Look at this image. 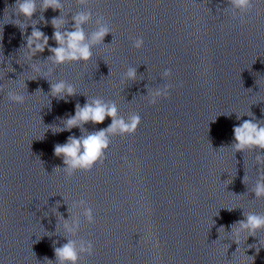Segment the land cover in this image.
<instances>
[{
  "label": "clouds",
  "instance_id": "1",
  "mask_svg": "<svg viewBox=\"0 0 264 264\" xmlns=\"http://www.w3.org/2000/svg\"><path fill=\"white\" fill-rule=\"evenodd\" d=\"M227 2L229 4L227 8L231 10L233 18H237V14H240L241 23L244 22V14L250 12L253 8V0H227ZM90 3L91 0H76L77 6L82 10L72 14V27L67 30L69 21L64 16L63 0H15V4L10 8L14 9L17 18L10 23L18 26L22 32L26 31L29 25L32 26L31 34L26 36V46L22 48L27 49V59L41 62L40 64H30V68L40 72L42 71V62L46 61L53 66L47 68V72L52 73L61 65L70 63L86 64L93 58V48L107 45L104 43V39L110 33L112 34V29L103 15H97L93 31L90 33L85 31V26L93 19V13L87 7ZM48 9L60 12L59 16L53 17L50 21L54 29L51 39L55 41V47L49 45V36L36 27L40 22L47 25L48 21H45L43 13ZM37 11L41 13L38 20L33 19ZM20 17L23 19L21 20ZM131 42L132 47L137 50L142 49L144 46L142 37L133 38ZM45 49L51 55L44 61L34 60V57L43 53ZM171 76V69H165L162 72V79L164 80L170 79ZM121 77L123 82L136 81L137 67L128 66ZM49 83L50 96L52 97L66 100V97L77 94L75 86L66 80L60 79L56 82L49 80ZM22 86L25 89L27 88L26 81L22 82ZM172 87L171 84L166 83L161 87L149 89L146 96L150 97L149 104L154 105L160 99L170 98ZM37 91L42 90L37 89ZM0 92H4L3 85H0ZM6 96L13 103L23 104L25 102V95L16 91L10 90L6 93ZM242 116H237V119ZM106 118H111V123L106 128L89 132L84 127L88 123L93 125L103 124ZM61 123L63 126H57L56 129L58 130L52 129L53 133L71 131L73 128H79L82 133L79 137L70 135L65 143H58L54 146V154L56 157L62 158L64 166L55 168L53 171L62 169L67 177H71L78 171L91 172L98 164L103 165L107 159L106 153L111 146L112 138L135 135L141 124V117L138 113H132L125 118L119 114L115 101L92 97L88 98L83 106L77 103L75 114L69 115ZM233 133L234 142L231 148L235 152H257L255 160L256 165L260 167L257 170L258 176L251 191L254 193L255 198H264V155L260 154L264 152V122L254 119L243 120L241 124L234 126ZM124 160L127 162L126 157ZM74 209L82 211L74 212ZM228 210L231 211L232 209ZM68 213L69 218L63 219L62 224L67 242L60 247H54L55 262L45 257L44 264H80L82 257L94 255L95 246L93 242L77 238L82 222L95 224L96 219L93 208L87 200L81 198L73 202V205L68 208ZM81 217H83V221ZM244 217V219L235 222L231 226V229H235L237 234L241 231L247 232V239L249 236L255 237L258 231H264V213L249 212L245 213ZM221 229L224 230V227L221 226L218 231L220 232ZM235 243L238 245V242ZM253 247H256L259 251L257 245H249V248Z\"/></svg>",
  "mask_w": 264,
  "mask_h": 264
}]
</instances>
